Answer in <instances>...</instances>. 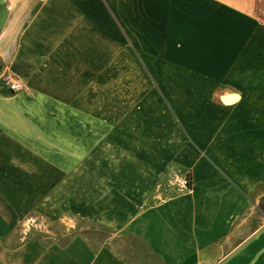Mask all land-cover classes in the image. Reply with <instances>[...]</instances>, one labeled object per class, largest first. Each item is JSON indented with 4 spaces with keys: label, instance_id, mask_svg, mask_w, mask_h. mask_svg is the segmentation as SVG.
I'll list each match as a JSON object with an SVG mask.
<instances>
[{
    "label": "crops",
    "instance_id": "obj_1",
    "mask_svg": "<svg viewBox=\"0 0 264 264\" xmlns=\"http://www.w3.org/2000/svg\"><path fill=\"white\" fill-rule=\"evenodd\" d=\"M114 1L0 0V264H264V0H141L181 73L140 89ZM35 213L114 233L7 245Z\"/></svg>",
    "mask_w": 264,
    "mask_h": 264
},
{
    "label": "rangeland",
    "instance_id": "obj_2",
    "mask_svg": "<svg viewBox=\"0 0 264 264\" xmlns=\"http://www.w3.org/2000/svg\"><path fill=\"white\" fill-rule=\"evenodd\" d=\"M133 8V16H119V24L123 28L129 31V37L133 41L132 51L134 56V64L132 72L135 75L134 87L140 89L143 86V82L136 80L137 75L140 72L151 71L154 73H163L167 75H175L181 73L172 63L166 62L165 58H161L159 53L164 52L163 45L165 44L166 34L160 32L161 24L165 20L170 21L171 18L164 17H142V1L141 0H116L113 2L115 10L119 11L127 7ZM157 4V3H156ZM157 8V5L152 6ZM145 29L143 25H145ZM171 26V25H170ZM119 37L122 36V32L118 29ZM168 36L173 37V31L168 33ZM145 64V66H144ZM147 67V68H146ZM147 69V70H146ZM12 79L5 73V68H0V85L1 88L6 90L8 94L14 95L5 87V81ZM151 87L158 89V84L164 88H173L174 85H180L181 82H176L170 79L158 81L151 77ZM18 93V92H17ZM169 99V98H167ZM25 223L17 225V228L13 231V234L7 238V245L14 246L28 239H39L44 244L51 243H67L72 237H74L78 231L86 235L91 244L99 249L108 246V239L114 233V230L101 227L90 223L83 219H77L72 215L68 217L64 222L60 219H54L47 217L44 213H35L29 218H24ZM68 221V224H66ZM79 228L81 230H79ZM123 244V243H121ZM137 246L136 242H133ZM135 264H155L154 258L149 256L145 252V247L138 244L135 248L134 255ZM150 259V260H149Z\"/></svg>",
    "mask_w": 264,
    "mask_h": 264
},
{
    "label": "built area",
    "instance_id": "obj_3",
    "mask_svg": "<svg viewBox=\"0 0 264 264\" xmlns=\"http://www.w3.org/2000/svg\"><path fill=\"white\" fill-rule=\"evenodd\" d=\"M4 84L11 93L20 92L24 88L20 82L13 79H7ZM191 186L192 181L189 175H181L178 173L174 174L167 183V187L177 188L181 192L189 191Z\"/></svg>",
    "mask_w": 264,
    "mask_h": 264
},
{
    "label": "bare ground",
    "instance_id": "obj_4",
    "mask_svg": "<svg viewBox=\"0 0 264 264\" xmlns=\"http://www.w3.org/2000/svg\"><path fill=\"white\" fill-rule=\"evenodd\" d=\"M225 101H226V102H231V99H229V98H225Z\"/></svg>",
    "mask_w": 264,
    "mask_h": 264
},
{
    "label": "trees",
    "instance_id": "obj_5",
    "mask_svg": "<svg viewBox=\"0 0 264 264\" xmlns=\"http://www.w3.org/2000/svg\"><path fill=\"white\" fill-rule=\"evenodd\" d=\"M63 245H65V244H63Z\"/></svg>",
    "mask_w": 264,
    "mask_h": 264
}]
</instances>
